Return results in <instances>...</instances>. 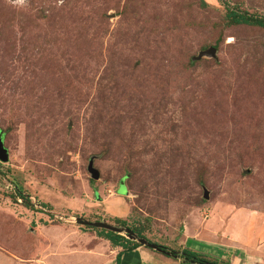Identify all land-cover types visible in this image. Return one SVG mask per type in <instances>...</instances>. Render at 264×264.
<instances>
[{
	"label": "rangeland",
	"instance_id": "obj_1",
	"mask_svg": "<svg viewBox=\"0 0 264 264\" xmlns=\"http://www.w3.org/2000/svg\"><path fill=\"white\" fill-rule=\"evenodd\" d=\"M234 18L264 0H0V264H114L75 218L264 264V28Z\"/></svg>",
	"mask_w": 264,
	"mask_h": 264
},
{
	"label": "trees",
	"instance_id": "obj_2",
	"mask_svg": "<svg viewBox=\"0 0 264 264\" xmlns=\"http://www.w3.org/2000/svg\"><path fill=\"white\" fill-rule=\"evenodd\" d=\"M234 21H236V22H238V21L247 22V23H251V24H254V25H257V26L264 28V21H261V20H246V19L234 18ZM113 222L119 226H122V227L125 226L124 221L121 219L114 218ZM124 229H128V228H124ZM128 230H130V229H128ZM130 231L132 233L133 232L135 233V234L134 233L133 234L136 236V238L143 239L139 230L131 229ZM99 232H102V233L98 234V237L103 238L105 241H107L110 244V246L120 248V251L116 254V256L114 258V264H120V257L124 253L131 252V251L135 250L136 248L140 247V245L136 241L124 239L120 234H115L113 232L106 231V230H100ZM154 245H156L157 247L164 250L163 256L181 259L182 263H185V264H205V263H207L204 258H202L198 253H196L192 250L181 249L178 251V250L167 249L166 247H163V246H160L157 244H154Z\"/></svg>",
	"mask_w": 264,
	"mask_h": 264
},
{
	"label": "water",
	"instance_id": "obj_3",
	"mask_svg": "<svg viewBox=\"0 0 264 264\" xmlns=\"http://www.w3.org/2000/svg\"><path fill=\"white\" fill-rule=\"evenodd\" d=\"M213 51H214V49L210 48V49H208V51L198 55L197 58H199L201 55L213 56ZM4 153H5V151L2 148L1 142H0V160H2V161H5V159H6V156L4 155ZM88 171L91 173V177L93 179H97L98 174H97L96 171H94L93 169H90V167L88 168ZM75 223L78 224V225L88 226V227H91V228L103 229V230H106V231L113 232L115 234L124 233L128 240L136 241L139 245H144V246H146V247H148V248H150L152 250L163 252L156 245L148 243L144 239L136 238V236L128 229L120 228V227H117V226H111V225H109L107 223H104V222H89V221L83 220L81 218H75Z\"/></svg>",
	"mask_w": 264,
	"mask_h": 264
},
{
	"label": "crops",
	"instance_id": "obj_4",
	"mask_svg": "<svg viewBox=\"0 0 264 264\" xmlns=\"http://www.w3.org/2000/svg\"><path fill=\"white\" fill-rule=\"evenodd\" d=\"M98 239L99 238H97L96 240H98ZM99 240L100 241H104V243L108 244L105 240H102V239H99ZM111 250L115 251L117 249H112L111 248ZM136 252H139V253H136ZM139 254H142V255H139ZM144 255L146 256V258H148L149 262L153 259V255L150 252L146 253L144 251H141L139 248H136L135 250H133L131 252L124 253L120 257V264H143L142 259L145 258V257H143Z\"/></svg>",
	"mask_w": 264,
	"mask_h": 264
}]
</instances>
